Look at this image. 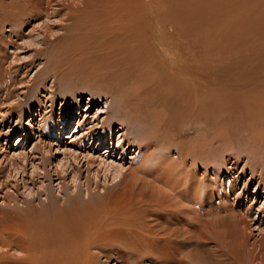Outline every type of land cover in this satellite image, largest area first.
<instances>
[{
    "label": "bare ground",
    "instance_id": "bare-ground-1",
    "mask_svg": "<svg viewBox=\"0 0 264 264\" xmlns=\"http://www.w3.org/2000/svg\"><path fill=\"white\" fill-rule=\"evenodd\" d=\"M45 1L39 0V6L35 4L39 11L36 7L31 8L37 9L38 12L35 11L34 14H39V18L45 17L44 21L39 22V26L32 27L29 36L25 37V22L21 21L27 8L25 0H0V14H7L13 5V10L8 15H12L10 19L15 23L11 26L16 29L11 32L15 38L8 41L0 38V94L11 92L12 96L10 87L19 82L24 85L23 89L32 94L45 87L51 95H55L61 86V75L58 78V73H63L65 69L67 71L64 73L71 74L85 67L84 72L92 73L98 80L108 79L107 84L117 93L108 94L110 100L97 111V123L92 126L82 125V142L76 140L74 144L84 147L83 142L90 135L95 141L100 133L98 129L108 125L103 131L100 129V137L104 141L106 131H112L118 126L117 145L111 144V148L119 150L122 155L130 150L131 165L124 167L123 163L100 155L97 165L102 168L109 182L116 183L100 198L86 199L80 194L76 198L69 197L67 201L64 199L62 203L57 201L56 197L50 199L47 194V200L39 203V208L44 209L39 210V213L43 211L45 218H39L38 224L35 225L32 222V214H7L5 221L8 224L0 229V264L14 263L8 253L12 249L30 254V246L33 244L39 247V252L33 255L31 260L27 259L28 264H97L92 249L127 242L138 248L148 246L150 237L163 232L167 236L170 233L175 235V230L173 232L171 228L173 224L181 222L180 229H184L188 203H193V206L202 202L211 205L209 201L215 195L228 200L235 179L233 182L232 179L229 180L226 189L224 181L222 182L223 175L220 173L221 165L214 170V177L211 179L206 176L196 178L197 166H214L215 161L212 158L216 152H212V144L215 142L213 140L215 136L218 140L223 139L222 142L228 140L224 137H231L227 131L237 136L241 144L245 141L242 134L250 133L254 142H251V146L246 142L244 145H248L247 148L256 147L257 139L261 140L264 147V95L248 97L244 94L235 96L233 93L226 96L217 93L215 88L210 89L207 84L204 86L205 79L201 73H183L185 57L182 47L186 34L182 27L186 25L187 17L193 14L192 11L201 10V5H205L206 1L190 0V6H186L182 0H170L166 6L161 5L160 0H64V10L58 7L45 9L43 3L50 6L54 0ZM186 2L188 4V0ZM209 9L211 10L210 7ZM42 11L44 14H41ZM170 43L173 46H169ZM165 46L167 48H163ZM157 47H162L163 55L171 60L168 65L169 73H156V57L152 51ZM26 48L31 53L25 55L30 58L26 66H34L38 59L45 60V66L39 70L38 75L28 78L30 84L15 78V73L22 70L19 62L22 60L21 53ZM8 49H11V53ZM161 61L160 65L164 62ZM43 63L44 61L40 62ZM88 63L91 66L87 67ZM130 67L132 71L136 68L140 72L134 79L129 78ZM87 68L90 71H87ZM4 70L8 76H4L2 80L1 73H4ZM29 72L30 70L25 73ZM49 77H52V81L46 85ZM50 99H40L41 105H47ZM146 100L149 104L145 106ZM18 103L21 105L23 102ZM46 109L45 107L40 110V137L34 154L39 162H32L33 172L51 179L52 175L46 163L62 150L63 157L56 160L53 171L59 178L66 179V176L70 175V181L76 187L81 175L77 166L79 156L73 150H67L68 147L63 148L61 135H57L59 123L50 124L49 118L44 116ZM119 112H123L121 118L116 116ZM0 121L2 124V118ZM118 121H121V124L115 125ZM125 122L132 125L137 123L139 131L145 132L147 137L144 140L135 138L132 142V139L127 137L128 131L126 135L121 133L125 130ZM191 125L198 128V135L192 140H184L182 132ZM34 129L33 123L29 125L28 131L31 134H34ZM210 132L215 135L212 140L209 139ZM211 148L212 150H209ZM226 148L219 156L225 154ZM201 152L207 154L203 163L204 159L201 161L199 157ZM88 155L84 154V157L87 158ZM215 156L218 160L217 154ZM189 160L191 165H188ZM27 162L28 153L25 149L13 154V158L9 159L16 173H25ZM100 169H96V179ZM66 187L70 188L68 185ZM236 199L238 197L234 200ZM191 209L194 212L195 209ZM232 209L236 210L237 207L233 206ZM207 211L220 215L213 207ZM54 212L55 215L52 214ZM193 218H196V215ZM219 218V225L214 224L217 228L224 223V219ZM176 230L178 232V229ZM38 233L39 240L32 237L38 236ZM215 235L223 236L220 233ZM220 240L228 245L226 239ZM236 244L239 246L242 242L238 241ZM24 257L13 261L26 264Z\"/></svg>",
    "mask_w": 264,
    "mask_h": 264
},
{
    "label": "rangeland",
    "instance_id": "rangeland-1",
    "mask_svg": "<svg viewBox=\"0 0 264 264\" xmlns=\"http://www.w3.org/2000/svg\"><path fill=\"white\" fill-rule=\"evenodd\" d=\"M169 1L160 0V3L162 2L161 5L167 6ZM205 1V5H201L203 6L201 10L192 11L194 15L191 14V16L187 17V23L182 27L186 34L182 47L185 57L183 73H201L204 76L202 78L205 79L204 86L207 84L210 89H216L218 90L217 93H222L226 96L233 93L235 96L244 94L248 95V97L264 95V0H210L211 3L208 0ZM182 2L186 6H190V3H192L190 0H188V4H186V0L185 2L182 0ZM36 3L39 6V0H25V7H27L25 11L27 13L25 12L21 19V21L25 22L23 27V36L25 35V37L29 36V31L32 27L39 26V22L44 21L45 16L39 18V14L35 15V11L38 9L37 5L35 6ZM64 3V0H54L50 6L47 3H43V6L45 9L50 8L49 10L57 7L64 10ZM12 7L10 6L7 14L4 12L0 14V38L3 37L6 41L15 38L11 33L16 31L11 26L15 21L10 19L12 15H8L11 14ZM35 7L37 9L31 10V8ZM41 14H44V11ZM168 45L173 46L172 43ZM161 48L157 47L152 51L154 57H156V63H154L156 65V73H169L168 65L171 60L168 56L163 55V48L167 47H163V50ZM9 53H11V49ZM28 53H30V50L27 48L21 53L22 60L19 65L22 70L19 73H15L17 75L15 78L18 81L30 84L31 81L29 79L35 77V75L37 76L39 70L44 68L45 60L38 59L34 66H26V62L30 59L25 56ZM161 60L164 62L160 65L159 62ZM41 61H44V63L40 64ZM86 66L89 67L91 64L88 63ZM84 69L85 67H82L71 74L64 73L67 69L61 74L58 73V78L61 75V86L54 93L55 95H51L45 87L32 94L27 89H23L24 85H20L19 82H17V85L13 84L14 86L10 87L12 96H10L11 92H6L7 95L6 93H4L5 95L3 93L0 94V120L1 118L3 120L2 124L0 121V229L8 224L5 221L7 214H32L33 224H38L39 218L41 220L45 218L43 211L39 213V210L43 209L39 208L41 207L39 203L41 202L42 204L47 200V194L50 199L56 197L57 201L62 203H64V199L67 201L69 197L76 198L80 194L86 199L94 200L100 198L110 187L116 184L109 182L105 178L102 168L100 169V166L97 165L100 161V155L123 163L124 167L131 165L130 150H127L126 154L122 155L119 150L111 148L117 145L118 126L114 127L115 129L112 131H106L104 141L100 134L105 128H108V125L98 129L100 133L97 134L95 141L93 136L90 135L83 142L84 147L74 144L76 140L82 142V125L85 124L87 126L86 124H90L92 126L97 123V111L105 105L107 100H110L108 94L117 93L112 91L114 89L107 84L108 79L104 81L102 79L98 80V78L93 77L92 73H85ZM28 70L30 72L25 73ZM87 71H90V69L87 68ZM137 73H140L138 69L131 70L129 78L134 79ZM4 76H8L5 70L4 73H1V79H4ZM51 81L52 77H49L46 85H49L48 82ZM21 92H24V94ZM214 92L216 93V91ZM46 97L51 98L50 102L47 105H41L40 99H45ZM19 101L23 103L19 105ZM144 103L146 106L149 101L146 100ZM18 106L21 107L18 108ZM45 107L47 109L44 116L49 118L50 124L59 123L57 135H61L63 148L68 147L67 150L71 149L70 151L73 150L79 156V165L77 166L80 168L81 175L76 187L70 181V175L66 176V179L64 177L59 178L53 171L56 160L63 157L62 150L56 153V156L52 157L50 162L46 163L50 175H52L51 179L38 176L39 173L36 175L33 172L32 162L34 161L36 164L39 162L34 154L36 152L35 145L40 137L38 130L39 119L41 118L40 110ZM241 113L239 114L240 116ZM116 116L121 118L123 112L117 113ZM225 118L224 116L223 119L225 120ZM32 123L35 127L34 134L28 131L29 125ZM120 124L121 121H118L115 125ZM135 124L123 123L125 130L121 133L126 135L128 131L129 136L127 137L132 139V142L135 138L144 140L147 134L140 132L138 124ZM227 128L229 129V127ZM197 129L195 125H191L188 129L183 130L182 138L184 140H192L198 135ZM227 134H230L231 137L228 136L229 139L224 136L228 139L224 142H222L223 139L219 138L220 140H218L214 133L210 132L208 134L210 140L215 136L213 140L215 141V146L212 144V148H214L212 152H216L218 160L213 154L214 166L210 165L208 166L209 168H206L204 164H198L197 173L195 174L197 175L196 178L200 177L198 179L203 176L211 179L214 177V170L218 165H221L222 171L220 173L223 175V177L221 176L223 178L222 182L224 181L226 189L228 188L229 180L232 179L233 182L235 179L234 183H232L233 189L230 191V198L225 200L221 199L220 195H215L209 201L211 205H206L202 202L193 206V203H188L189 207L186 208L188 214L184 218L185 223L183 222L184 229H180L181 222L173 224L171 228H173V232L175 230V235L174 233H168L169 235L167 236L163 232L156 236L148 237L150 240L148 246L138 248L134 244L127 242V244L115 243L109 246H101L99 249H92L91 252L95 255L97 264H264V260H262L264 259V147H262L261 140L257 139L256 147L247 148L248 145H244L246 142L250 146L252 145L251 142H254L250 138V133L242 134L243 139H245L242 144L238 141L237 136L231 135V131H227ZM53 139L55 138L53 137ZM55 141L53 140V142ZM212 148L209 150H212ZM225 148L228 152L225 151L223 156H219ZM23 149L28 153V162L25 173L22 174L15 172L9 163V159L13 158V154H17ZM173 152L176 153V150ZM84 154L89 155L85 158ZM205 154V152L200 153L201 161L204 159L202 163L206 161L207 154ZM190 155L188 156L189 159ZM189 164L191 165L190 160ZM96 169L101 171L97 179L94 176ZM196 178L195 180H198ZM62 185H64L63 188L61 187ZM66 185L70 188H67ZM46 188L47 191H45ZM236 197L238 199L234 200ZM233 206H236L237 209H232ZM191 207L195 209L194 212L191 211ZM211 207L219 212L220 215L208 213L207 210ZM198 209L200 210L199 212L196 211ZM218 209L222 211H218ZM52 214L55 215V212ZM194 214L196 218H193L195 217ZM219 217L224 219V223H221V227L217 228L220 223ZM175 228L178 229V232ZM226 229L228 230L226 231ZM217 233L223 236L218 237L215 235ZM32 237L39 240V233L38 236ZM222 238L227 240L228 245L220 240ZM238 241L242 242L239 246L236 244ZM30 247L31 252L30 254L26 252L27 256L26 253L19 251V249H12L8 252L9 257L16 261L17 258L25 256V263L28 264L26 262L27 259L31 260V257L39 252V247L35 244ZM13 260V264H21Z\"/></svg>",
    "mask_w": 264,
    "mask_h": 264
}]
</instances>
